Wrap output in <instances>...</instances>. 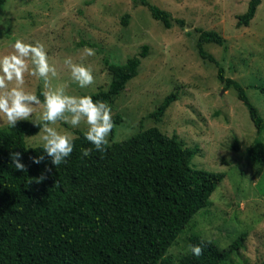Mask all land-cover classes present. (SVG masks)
I'll use <instances>...</instances> for the list:
<instances>
[{
  "label": "rangeland",
  "instance_id": "obj_1",
  "mask_svg": "<svg viewBox=\"0 0 264 264\" xmlns=\"http://www.w3.org/2000/svg\"><path fill=\"white\" fill-rule=\"evenodd\" d=\"M148 1L170 14V29L153 20L149 11L133 0H4L0 6V57L13 52L17 39L29 44L40 42L58 71L57 77L50 78L49 87L67 85L68 95L90 96L106 89L110 82L104 59L122 65L146 46L138 75L111 106L113 117H122L113 128L112 141L121 142L155 127L196 150L192 167L224 174L209 207L194 216L166 258L176 264L189 251L191 234L222 250L244 234V247L230 255L225 264H263L264 162L252 161L247 148L257 138L264 144V129L257 134L236 92L218 81L216 66L199 57L196 44L197 29L215 31L227 41L226 50L214 44H204L203 49L218 61L224 78L244 88L264 119V0L250 25L241 28L236 26V17L246 12L250 0ZM125 15L126 26L122 23ZM81 43L87 46L81 47ZM85 47L94 49L95 55L86 56L82 51ZM68 57L74 63L91 66L95 78L92 85L80 88L71 80L70 70L63 63ZM24 87L34 94L39 87L46 90L41 78L29 74L25 75ZM171 93L177 94V100L155 121L150 115ZM42 111L37 109L23 121L40 122ZM6 126V118L0 114V127ZM54 127L73 138L76 131L88 129L84 121L78 127L59 121ZM40 134L26 137V145L42 146Z\"/></svg>",
  "mask_w": 264,
  "mask_h": 264
},
{
  "label": "trees",
  "instance_id": "obj_2",
  "mask_svg": "<svg viewBox=\"0 0 264 264\" xmlns=\"http://www.w3.org/2000/svg\"><path fill=\"white\" fill-rule=\"evenodd\" d=\"M133 1L165 29L171 28L168 12L148 0ZM261 1H249L246 12L236 17L237 28L250 25ZM127 18H122L124 26ZM175 22L184 25L181 20ZM197 32L199 57L216 66L218 81L236 92L260 135L264 119L258 109L240 84L224 78L218 61L203 49L204 44H214L226 50L227 41L212 30ZM146 54L143 46L141 53L122 65L104 59L110 82L106 89L90 95L93 100L111 107L138 75ZM42 93L39 87L36 95L41 101ZM176 100V93L169 94L150 117L158 122ZM113 120L117 125L122 117L116 115ZM41 124L22 120L15 128L0 127V264H171L166 258L169 248L194 216L209 207L224 179L222 173L192 167L196 150L155 127L121 142L112 141V130L106 151L94 150L88 157L81 151L93 147L85 137L87 131H76L73 153L66 163L55 167L43 146L30 148L25 143L26 137L40 132ZM13 152L22 154L26 172L12 165L9 156ZM247 154L255 163L264 162V144L259 138L247 148ZM41 155L45 158L40 164L32 162ZM42 174L46 179L37 183ZM245 238L239 235L222 250L191 234L189 245H202L204 254L196 257L189 249L176 264H225L244 247Z\"/></svg>",
  "mask_w": 264,
  "mask_h": 264
},
{
  "label": "clouds",
  "instance_id": "obj_3",
  "mask_svg": "<svg viewBox=\"0 0 264 264\" xmlns=\"http://www.w3.org/2000/svg\"><path fill=\"white\" fill-rule=\"evenodd\" d=\"M13 52L0 57V114L6 118L9 127L15 128L18 121L29 120L33 113L42 108L40 120V140L43 152L51 158L55 167L67 162L73 153V137L70 133H61L54 125L59 121L78 127L82 121L88 125L85 137L93 147L82 149V156L88 157L95 150L105 152L109 143V136L115 127L112 109L109 104L94 101L91 96H72L66 94L67 85H60L55 89L49 87L50 78L58 76L55 64L50 63V57L45 46L36 42L25 43L17 39L12 45ZM86 56H94L95 50L85 47ZM70 70L71 80L80 88H85L95 82L91 66L74 63L71 57L63 61ZM29 74L41 78L45 83V91L41 99L31 91H27L25 75ZM11 85V87H10ZM44 156L33 158V163L40 164ZM9 159L15 169L26 172L20 152L10 153ZM50 171V170H47ZM46 179L41 175L37 183ZM191 253L200 257L204 254L202 245H189Z\"/></svg>",
  "mask_w": 264,
  "mask_h": 264
}]
</instances>
